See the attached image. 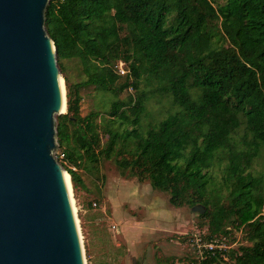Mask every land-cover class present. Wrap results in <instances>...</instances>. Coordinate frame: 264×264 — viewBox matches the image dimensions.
Returning a JSON list of instances; mask_svg holds the SVG:
<instances>
[{"label":"trees","instance_id":"1","mask_svg":"<svg viewBox=\"0 0 264 264\" xmlns=\"http://www.w3.org/2000/svg\"><path fill=\"white\" fill-rule=\"evenodd\" d=\"M223 1L50 0L44 27L67 104L56 139L76 168L95 174L112 159L174 207L203 205L202 238L221 246L202 264H264V0ZM74 58L78 82L63 63ZM84 86L114 97L109 108L82 116ZM155 97L169 100L168 112L144 124ZM229 226L246 243L224 246ZM187 257L179 260H195Z\"/></svg>","mask_w":264,"mask_h":264},{"label":"water","instance_id":"2","mask_svg":"<svg viewBox=\"0 0 264 264\" xmlns=\"http://www.w3.org/2000/svg\"><path fill=\"white\" fill-rule=\"evenodd\" d=\"M49 1L0 0V264H86L67 171L54 155L56 115L67 104L44 27Z\"/></svg>","mask_w":264,"mask_h":264},{"label":"rangeland","instance_id":"3","mask_svg":"<svg viewBox=\"0 0 264 264\" xmlns=\"http://www.w3.org/2000/svg\"><path fill=\"white\" fill-rule=\"evenodd\" d=\"M63 63L72 82L85 78L79 59ZM117 67L124 72L123 63L119 62ZM133 92L129 89L119 97ZM80 95L82 116L95 110L104 112L114 100L93 86L82 87ZM168 109V99L151 98L143 123L157 121ZM54 155L76 170L84 183L83 188L74 189L72 185L71 189L86 264H176L179 258L195 256L192 238L206 230L198 212L188 205L174 207L169 203L168 193L153 189L148 181L122 173L112 159L102 160L97 173L92 174L65 160L59 147ZM256 165L255 169L261 171L262 162ZM227 229L230 235L226 240L230 245L224 246L246 243L241 231L231 226ZM232 236L235 241L230 243Z\"/></svg>","mask_w":264,"mask_h":264},{"label":"built area","instance_id":"4","mask_svg":"<svg viewBox=\"0 0 264 264\" xmlns=\"http://www.w3.org/2000/svg\"><path fill=\"white\" fill-rule=\"evenodd\" d=\"M63 156V155H62ZM57 158V156L55 155ZM58 160V158H57ZM192 245L194 246V254L195 256L193 257L195 260L192 262H189L188 264H202V260L207 257V254L213 250L214 247L216 246H221L215 244L214 241L212 240H205L202 238L201 234H196L192 238ZM176 264H184L183 261L179 260L175 262Z\"/></svg>","mask_w":264,"mask_h":264},{"label":"bare ground","instance_id":"5","mask_svg":"<svg viewBox=\"0 0 264 264\" xmlns=\"http://www.w3.org/2000/svg\"><path fill=\"white\" fill-rule=\"evenodd\" d=\"M61 83H62V88H63V85H64V82H63V79L61 80ZM65 179H66V182L68 184V189H69V192H70V196H71V202H72V208H73V212H74V215H75V218H76V222H77V225H78V219H77V216H76V207L74 205V199L72 197V184H71V178H70V175L66 172L65 173ZM78 228H79V225H78ZM80 239H81V235H80ZM82 241V239H81Z\"/></svg>","mask_w":264,"mask_h":264}]
</instances>
